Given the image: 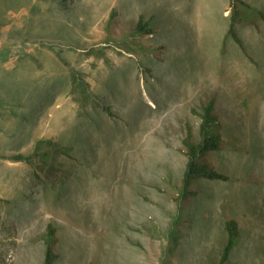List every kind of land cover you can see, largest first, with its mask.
<instances>
[{
    "label": "rangeland",
    "instance_id": "1",
    "mask_svg": "<svg viewBox=\"0 0 264 264\" xmlns=\"http://www.w3.org/2000/svg\"><path fill=\"white\" fill-rule=\"evenodd\" d=\"M230 3L0 0V264H42L48 226L54 264H219L228 220L223 264H264V18L236 25L239 46ZM208 100L226 180L178 208Z\"/></svg>",
    "mask_w": 264,
    "mask_h": 264
},
{
    "label": "trees",
    "instance_id": "2",
    "mask_svg": "<svg viewBox=\"0 0 264 264\" xmlns=\"http://www.w3.org/2000/svg\"><path fill=\"white\" fill-rule=\"evenodd\" d=\"M65 1V0H62ZM256 16H263V13L256 8L250 6L243 0H231L230 11L228 15L227 36L230 37L236 44L241 46L240 39L236 32V25L247 23L255 25L254 19ZM137 31L148 34L150 28L147 24L142 23L141 19L137 23ZM197 133L193 135L191 130L187 128L184 137L181 139L183 146V155L185 157L184 169L181 176L179 192L175 196V203L179 208L183 202L191 199L196 195V192L191 190L193 182L199 179L204 180H221L225 181L226 176L219 173L215 167L211 155L217 154L224 146V141L221 135L222 125L214 113V101L208 100L202 104L198 113ZM50 143V141H48ZM9 158L16 162H26L27 164L37 166L43 174H54L53 167L49 163L42 162L34 163V155H25L16 153L10 155ZM54 228L48 226V232L44 237L45 250L43 254L42 264H54L58 259L55 252V234ZM225 231L227 234L226 242L223 246L219 264H223L228 260L230 252L236 244L238 234L237 224L233 220L225 222Z\"/></svg>",
    "mask_w": 264,
    "mask_h": 264
}]
</instances>
